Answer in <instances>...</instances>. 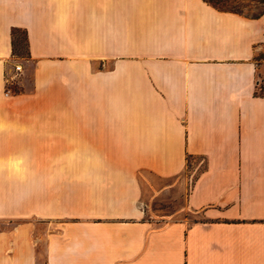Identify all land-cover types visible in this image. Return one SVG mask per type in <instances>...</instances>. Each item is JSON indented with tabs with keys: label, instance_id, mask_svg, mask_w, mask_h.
I'll return each mask as SVG.
<instances>
[{
	"label": "crops",
	"instance_id": "obj_1",
	"mask_svg": "<svg viewBox=\"0 0 264 264\" xmlns=\"http://www.w3.org/2000/svg\"><path fill=\"white\" fill-rule=\"evenodd\" d=\"M263 46L264 11L204 0H0V214L34 216L0 264H264ZM188 155L197 218L151 219L147 175Z\"/></svg>",
	"mask_w": 264,
	"mask_h": 264
},
{
	"label": "rangeland",
	"instance_id": "obj_2",
	"mask_svg": "<svg viewBox=\"0 0 264 264\" xmlns=\"http://www.w3.org/2000/svg\"><path fill=\"white\" fill-rule=\"evenodd\" d=\"M216 2L220 8L225 10L237 11L246 16H256L264 11V0H211ZM17 44L15 47V55L19 58L27 57V47L24 41L22 32L15 34ZM254 60L257 65V93L264 94V46L255 54ZM13 87V86H10ZM9 87V88H10ZM11 89V88H10ZM15 89V88H13ZM30 131V130H27ZM26 131V132H27ZM26 146H29L30 140L24 141ZM11 154L21 156L24 160L32 159V151L20 145L11 146ZM15 148V149H14ZM199 164L197 158H191L186 164L184 170L175 177L169 179H158L152 175H147L152 187H148L144 191V206L146 213L151 219L172 220L186 216L189 219H196V215L192 214L187 209V195L189 189L199 171ZM5 187L0 191V210L12 211L14 204L18 199V192L14 189H7L8 184H1ZM20 201V197H19ZM34 216H16L13 214H0V231L14 230L18 223L31 222ZM160 221V220H157ZM39 229H38V228ZM36 229L42 231L41 226ZM35 230V231H37ZM32 232L33 235L36 232ZM38 251L41 255L44 252L43 243L40 244Z\"/></svg>",
	"mask_w": 264,
	"mask_h": 264
},
{
	"label": "trees",
	"instance_id": "obj_3",
	"mask_svg": "<svg viewBox=\"0 0 264 264\" xmlns=\"http://www.w3.org/2000/svg\"><path fill=\"white\" fill-rule=\"evenodd\" d=\"M204 1H206L207 3H209L210 5H212L213 7H215V8L218 9V10H222V11H232V10H225V9L220 8V6L217 5L216 2H213V1H211V0H204ZM232 12H237V11H232ZM238 13H239V12H238ZM18 32H22V33H23V35H24V41H25V43H26V47H27V42H26V35H25V32H24V31H20V30H14V31L12 32V42L14 43V50H15V47H16V44H17V42H16L17 39H16V35H15V34L18 33ZM14 54H15V51H14ZM256 87H257V86H256ZM254 94L264 96V94L257 93L256 90H255ZM191 158H192V157H190L189 155L187 156L186 164L189 162V160H190Z\"/></svg>",
	"mask_w": 264,
	"mask_h": 264
},
{
	"label": "built area",
	"instance_id": "obj_4",
	"mask_svg": "<svg viewBox=\"0 0 264 264\" xmlns=\"http://www.w3.org/2000/svg\"><path fill=\"white\" fill-rule=\"evenodd\" d=\"M20 69H21V66H19V65H16V66H15V70L18 71V70H20Z\"/></svg>",
	"mask_w": 264,
	"mask_h": 264
}]
</instances>
